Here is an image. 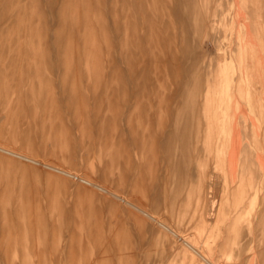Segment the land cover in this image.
I'll list each match as a JSON object with an SVG mask.
<instances>
[{
	"label": "rangeland",
	"instance_id": "374dc122",
	"mask_svg": "<svg viewBox=\"0 0 264 264\" xmlns=\"http://www.w3.org/2000/svg\"><path fill=\"white\" fill-rule=\"evenodd\" d=\"M0 264H264V0H0Z\"/></svg>",
	"mask_w": 264,
	"mask_h": 264
},
{
	"label": "bare ground",
	"instance_id": "6f19581e",
	"mask_svg": "<svg viewBox=\"0 0 264 264\" xmlns=\"http://www.w3.org/2000/svg\"><path fill=\"white\" fill-rule=\"evenodd\" d=\"M180 4V3H179ZM164 9V8H163ZM194 25V24H193ZM198 31V30H197ZM191 33V32H190ZM189 37V36H188ZM188 39V38H187ZM176 44V43H175ZM185 50V49H184ZM185 53V52H184ZM186 61H187V59H186ZM187 65V64H186ZM179 66H181V65H179ZM177 67V66H176ZM189 68V67H188ZM188 70V69H187ZM185 71V70H184ZM192 73H194V72H192ZM190 74V73H189ZM188 74V75H189ZM178 95H179V93H178ZM128 105V104H127ZM125 127V126H124ZM147 143H149V142H147ZM135 144V143H134ZM101 150V149H100ZM4 151V150H3ZM17 151V150H16ZM13 155V154H12ZM25 155V154H24ZM177 156V155H176ZM19 158V157H18ZM42 164V163H41ZM56 171V170H55ZM62 173V172H61ZM65 175V174H64ZM157 176V175H156ZM74 178V177H73ZM170 179V178H169ZM208 180V179H207ZM83 182V181H82ZM209 184V183H208ZM210 186V185H209ZM218 186V185H217ZM97 187V186H96ZM98 189V188H97ZM103 190V189H102ZM112 194V193H111ZM113 195V194H112ZM155 196V195H154ZM128 199V198H127ZM120 200V199H119ZM122 201V200H121ZM142 203V202H141ZM126 205H128V204H126ZM129 206V205H128ZM145 206V205H144ZM132 208V207H131ZM136 209V208H135ZM146 210V209H145ZM149 210V209H148ZM209 211V210H208ZM209 214V213H208ZM149 216V215H148ZM147 217V216H146ZM152 217V216H151ZM155 221V220H154ZM157 221V220H156ZM161 225V224H160ZM159 225V226H160ZM161 227V226H160ZM168 231V230H167ZM175 236V235H174ZM181 242V241H180ZM185 243V242H184ZM60 251V250H59ZM207 255V254H206ZM209 258V257H208ZM67 259V258H66ZM139 260V259H138Z\"/></svg>",
	"mask_w": 264,
	"mask_h": 264
}]
</instances>
